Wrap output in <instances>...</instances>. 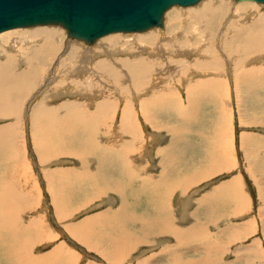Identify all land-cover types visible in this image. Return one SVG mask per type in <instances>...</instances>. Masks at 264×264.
<instances>
[{
	"label": "bare ground",
	"instance_id": "obj_1",
	"mask_svg": "<svg viewBox=\"0 0 264 264\" xmlns=\"http://www.w3.org/2000/svg\"><path fill=\"white\" fill-rule=\"evenodd\" d=\"M184 10H186L184 13L188 18V21L185 23L179 21V15L181 13L172 14L169 13L168 10L164 13L162 12L163 28H157L158 25L161 24L160 22L158 25L155 24L157 27L152 28L151 26V28H147V30L142 31L140 34L134 35L133 39L130 35H126L123 40H121L120 37L115 40L116 37H118L117 35L106 34L96 39V43L98 42L97 44H99L98 47L96 46L97 44L95 45L92 43L93 41L88 44L84 40H75L76 38L67 37L65 29L60 26L52 25L53 23H47V25L34 24L39 26L31 25V27H16L21 31H27L34 35L30 37L33 42L24 33L25 36L19 34L20 32H15L14 27L13 29L9 28L0 32L2 36L0 37V121L7 120L5 123L0 124V168L3 166V161H7V158H11L13 161L10 167L13 168V172L15 161L18 157V152L15 147L16 138L20 136V134L22 135V133L23 135L26 134V126L29 127L30 136L33 140L34 148H36L39 154L40 163L44 164L64 154H68L74 158L77 157V159L81 161H84L86 157H95V170L92 175L87 172L86 166H84L83 169L71 166L68 168V171L72 173L69 177L80 180L83 182L82 185L68 184L66 180L69 177H61L58 168L52 171L45 169L44 175L47 176L51 174L50 179L52 182H50V186H52L55 181L52 175L54 177L56 175V180L60 182L58 188L60 187V189H63L67 186L71 187L72 191L68 192V195L72 193L70 197H60L61 199L65 198L66 203L68 199L73 200V198L78 201H88L89 198L94 197L96 194L100 195L110 190L121 194V197L118 195L119 201L115 208L113 206V200L115 202V199L111 197L113 200H110V204L107 205L105 210L88 216L80 221L71 222L69 226V229H72L75 234L72 236L79 237V241L84 243L86 247L92 248V250L95 252L98 251L101 254L108 253L112 255L114 260H118L122 257L124 253L123 247L126 245L127 238L129 237V235L127 236L126 230L128 226L132 225L136 220H139L140 223H144V227L142 229H135L131 226L133 237H135V234H150L151 232L148 231L151 227H148V223L153 222H155V228L151 230L152 232L154 230L159 231V233L168 232L173 234L181 243H185L183 240L187 242V237H194L197 239L199 235L198 232L204 229L202 224H191V226L183 229H178L170 224V213L165 209V205L163 204L165 202L162 200V203L161 199L176 188H180V191H184L185 193L189 184L196 183V177L206 178L219 172V170L221 171L224 159L220 161L215 159L212 152L205 153L206 157H196L194 158V163L204 159H209L211 163L207 168L203 166L199 167L193 174L189 171L190 174L184 176L183 179L182 176H180L182 169L180 167L176 169L178 165L181 164L180 159L183 164H185L188 162V156L186 155L189 150H191L188 154L190 157L192 153L199 152H195L196 149L190 148V141L185 143L188 146L187 148H181L174 141H179L176 138L177 130L169 125V123H183L188 121L191 116L197 118V114L193 113L192 109L200 106L201 102L205 103L212 101L215 105L220 104L221 91L219 92L217 90L219 86H221L222 90L225 92H229L230 89L231 91L233 90L237 100H240L242 91L248 93L253 89H260V92L264 93V10L262 11L258 2L243 0L239 3H232L230 0H215L213 3L212 0H200L195 5ZM13 32L18 34L15 35L14 33L13 35L15 36L11 35L9 37ZM172 34L173 36L166 41V45L177 48V54L182 53L188 48V51L191 54L196 53V56L192 54L193 61L191 63L178 61L167 71L160 73V66H157L153 54L144 57V52H159L160 57L167 52L170 54L174 53L173 49H164L160 46H154ZM198 36H201L200 39L203 40V42L208 43L210 40H212V42L209 44H200L198 43ZM8 37L9 41L12 43L10 45L7 44ZM190 40H193V42H190ZM188 41L190 46L179 48V45L183 46L187 44ZM56 42L66 43L65 47L67 52L63 57L59 58L58 64H61V66L58 68V71L66 77H70V82L67 86H63V89L60 87V91L62 90L61 92H56V90H54L56 92L54 93L50 91L49 88V84L53 80L51 73L54 70V66L49 63V61L56 54L51 52L52 43L56 44ZM28 45H30V47H27ZM93 45L96 47L94 48ZM216 49L221 51V55L212 56L210 59L209 55L215 53ZM125 52H129V55L137 53L138 55L126 62L122 59ZM108 59L110 61L116 59V62H107ZM21 64H23L24 67L18 68V65ZM176 69L178 71L181 70V72H178L179 83L177 84L173 81L170 85L174 88L175 86L182 87L186 97L191 100L190 104L175 105L170 111H162L159 109L150 111L149 108L135 109V107H132L128 94V85L131 80L139 81L150 91L171 89V86L168 85L169 87L167 88V85H165L168 77L165 79L161 76L164 77L165 74L171 77L175 76ZM43 81L45 86L39 88L36 93H33L36 89H34V87H38ZM97 81H102L105 85L104 89L109 90L117 99H113L109 94L106 95L108 93L106 91L107 93L105 92L106 94L103 96V99L95 101L94 99L98 96L97 94L99 91H102L92 86V83ZM162 83L163 85H161ZM63 84L64 82L61 81L60 85ZM77 85L83 90L88 91H83L85 93L82 92L80 95L89 100V105L91 107L94 106L91 111L84 110L87 108L85 104L86 101L84 102L79 99L75 100V98L74 100L61 101L56 105L52 104V101L56 102L61 99L63 95H77V91H71V87H76ZM36 94H38L37 98H39V100L32 103L31 99ZM248 97L246 101L250 106L257 107L259 105H264V100L260 97L255 102H251L250 97ZM134 100L137 103L138 99L136 96H133L132 102ZM168 103V100L164 102V104ZM238 104H241V100ZM242 106L243 109L247 107L245 103ZM187 109L190 111H187ZM218 112L214 110L210 113L212 114V118L210 119L211 132L208 138L212 143V150L214 149L213 144L216 142L213 138V132L216 128L215 125L216 123H221V121H214L213 119V116L217 117L221 115L220 112ZM249 112L252 114V123H260L264 119V115L255 114L257 112L254 110ZM141 115L143 120H146L151 127L157 130L167 125L168 128H165V131H169L168 133H170L173 138H171L172 140H170L169 143V149H171L172 152L165 153L162 149L155 147L154 149L156 152L160 156L170 155L172 153H177L175 156H178L176 160H170L167 157H163L164 160H159L160 172L157 175V179L153 178L154 180L149 178L148 175L143 176L140 172L133 169V160L129 158V151H133L134 148L138 150V144L140 142L137 143V141L141 140L138 128L134 124V121ZM205 118L209 120V117L205 116ZM107 121L112 125L116 124L117 130L106 132L102 129L99 131L102 133V138L98 139L96 134L99 132H96V127H100L99 125L104 126L103 124ZM262 122L264 123V121ZM228 126L230 127V125ZM229 127L228 130H226L228 133L229 130L232 131V126L231 128ZM15 133L16 136L13 137ZM232 134L231 132V136ZM108 135L112 138L109 143L110 145L106 141ZM248 136L249 135L245 133L241 134L240 137L243 143L244 139L250 140ZM257 137L256 135H252L253 139L250 141H258L257 144L260 143V137L259 140H257ZM261 142V147L254 145L255 147L251 150L255 152L258 149L264 148V141ZM23 146H25V144H23ZM20 147L22 148V146ZM215 150H217V148ZM200 153L202 154V152ZM262 159L264 160V156L261 159H259V157L251 159L255 165H258L257 169L261 171L260 165ZM84 164L86 163L83 162L82 165ZM167 173H170L168 177ZM111 174L113 176H111ZM0 179H2L1 175ZM93 182H98L101 185H94L92 184ZM236 182V179L230 181V183L227 182L222 185L221 190H215L218 188L217 186L210 192L209 197L212 195L214 196L211 197L214 203L219 202L220 204H217L221 205L219 209L220 214H217L213 210L215 216L218 215L219 217L225 215V213L227 215H232L234 213L233 209L237 211L239 207H241V209L243 208L240 201L243 196L240 189L238 190L237 187H239V185L236 184ZM10 185L11 184L5 187L3 181L0 180V254L4 255L6 253L7 255H4V257L9 259L10 264H38L42 261L46 262L45 256L52 252H58L60 256L68 258L70 252L64 251L62 246H58L57 250L53 249L52 252L41 253L38 256H34L32 251H29V256L27 255L25 243L29 241L20 236L21 233H26L27 230L25 231L19 228L15 218L18 212V206L20 207V202H23L24 198L22 197L17 203L15 191ZM126 190L130 192V195L133 193L137 197L144 195L145 202L150 201L155 206L151 207L149 210L142 209L140 211L134 207H127V205L132 204V200L124 193ZM260 191V196L264 199V187L260 189ZM212 200H210V202ZM78 201L76 202L78 203ZM213 201L211 203H213ZM188 202L189 204H187ZM57 203H55V205ZM187 203V205H190V200H188ZM199 206H201V204ZM76 209L77 208L74 210ZM206 209L208 210L202 213L203 217L208 218L207 221L213 222L214 217L210 218L209 215L210 208L206 207ZM66 210V206H56V216L59 220L66 216L64 215ZM3 215H9V218ZM107 219L113 221L107 223L105 228L110 232L116 231L117 233L114 234L115 238L111 236L110 240H108L107 235L97 236L99 233H102L101 227L104 226V221ZM156 220L159 221L157 222ZM43 221L44 220H42V222ZM40 228L43 229L42 227ZM236 228L238 229V227ZM31 229V231H33L34 228ZM237 229H230L231 232H229L228 235L233 239H238L239 236H242L241 234L244 233L242 230ZM35 233L36 231L34 234ZM37 235L39 236V234H36V236ZM27 236H29L28 233ZM33 236L36 237L35 235ZM40 236H42V234ZM46 237L41 238L45 239ZM46 243H48V241H46ZM206 243H202L204 244L202 246L207 255V252H209V254H215L217 251L219 252L223 249L217 245L215 246L216 243L214 242L209 243L207 241ZM105 245L109 247V250L105 248ZM101 246L103 248H100ZM205 247L208 248L207 252L206 249H204ZM101 249H105V252H102L103 250L101 251ZM250 252L253 253V250L251 249ZM252 253L251 255L253 256ZM71 257L74 256L71 255ZM207 262L206 260L203 264H209ZM72 264H74V262ZM210 264L233 263L231 261L218 263L215 260ZM246 264L257 263L250 261L249 258V263Z\"/></svg>",
	"mask_w": 264,
	"mask_h": 264
},
{
	"label": "rangeland",
	"instance_id": "obj_2",
	"mask_svg": "<svg viewBox=\"0 0 264 264\" xmlns=\"http://www.w3.org/2000/svg\"><path fill=\"white\" fill-rule=\"evenodd\" d=\"M212 1L213 3L215 2V0H212ZM230 1L232 3H239L240 1H243V0H230ZM197 2L190 4V5H184V6L173 4V5L168 6L163 11V13L168 10H169V13H172V14L181 13L179 15V18L180 19L182 18V19L181 20L179 19V21L185 23L188 21V18L186 17V14L184 13L186 12V10L184 9H187L188 7L195 5ZM258 4L263 11L264 3L258 2ZM163 13L161 15L162 18L160 17V21H159V23L161 22V24L158 25L159 24L158 23L156 24L158 25V27L154 25L152 26V28H155V27L163 28L162 26L163 25L162 24ZM183 23L181 24L184 25ZM45 25H47V23H45ZM52 25L63 27L66 31L67 37H70V38L72 37L74 39L76 38L75 40H78V39L81 41L84 40L88 44L89 42L93 41L92 43L96 45L98 43V42L96 43V39L101 38L106 35L104 34L91 41H87L85 39L69 35L67 29L61 24L53 23ZM28 26L31 27V25H28ZM32 26H39V25L33 24ZM18 27H27V26H18ZM14 28H15L14 29L15 32H20L19 34H22L23 36L26 35L29 38L34 36L28 33L27 31H21L19 28H16V27ZM149 28H151V26L148 27V29ZM145 30H147V28L143 30H139V31H126V32L125 31H114V32H109L107 34L117 35L118 37H116L115 40H117L119 37L121 38V40H123L126 37V35H130L131 38L133 39L134 35L140 34L142 31H145ZM15 32L11 33L9 37L13 35ZM16 34L18 33H15V35ZM172 36L173 34L169 36L168 38L163 39L162 41H160L154 46H160L161 48H164V49H173L174 53L170 54L169 52H167V53H164L162 57H160L159 52H154V51L144 52V57L148 56L149 54H153L156 60L157 66H160V71H159L160 73L167 71L169 68L174 66L178 61H184V62L191 63L193 61L192 54L196 56L195 55L196 53L191 54L188 51V48H186L187 46H190L189 41L187 44H184L183 46L179 45V48H186V49L182 53H178V54L176 51L177 48L166 45V41ZM0 37L2 36L0 35ZM9 37H8L7 44L10 45L12 43L9 41ZM198 37H199L198 43L200 44L207 43V42H203V40L200 39L201 36H198ZM31 41L33 42L32 39ZM190 42H193V40H190ZM211 42L212 40H210V42H208L207 44ZM0 44H1V39H0ZM65 45H66L65 42L64 43L56 42V44L52 43L51 52L56 53V54L49 61V63H51L54 66V70L51 73L53 76V80L50 82L49 88H50V91L54 93L58 91L61 92L62 90L60 91V87L63 89V86H67L70 82V77L68 76L66 77L61 72L58 71V68L61 66V64H58L59 58L63 57L65 53L67 52ZM95 45H93L94 48L96 46L98 47L99 44H97L96 46ZM27 47H30V45H28ZM216 52L209 55L210 59L212 56L214 57L215 55H221L220 50L216 49ZM136 55H138V53L129 55V52H125L122 59L128 62L130 61L132 57H135ZM52 60H53V63H52ZM109 61L110 60L108 59L107 62ZM110 62L114 63L116 62V59ZM23 67H24L23 64L18 65V68H23ZM175 72H176L175 76H172L174 79L170 75H167V74H165L164 77L161 76L162 78H165V79L168 77L166 79L167 82H165V85H167L166 86L167 88L171 86L170 84L173 81L177 84L179 83L178 72H181V70L178 71L176 69ZM60 80L64 82L63 85H60V82H61ZM65 80H66V83H65ZM161 85H163V83ZM43 86H45L44 81L40 83L38 87H34V89L35 88L36 89L35 90L33 89L34 90L33 93H36V91H38V89ZM92 86L96 88L97 90H102V91H99V93L97 94L98 96L96 97V99H94L95 101H98V100L100 101V99H103V96H105L107 92L108 93L106 95L109 94V96L112 97L113 99H117V97L116 96L114 97L109 90L104 89L105 85L102 81L93 82ZM71 89H72L71 91L73 90L77 91L76 93H78L77 94L78 96L77 95H70V96L63 95L62 98L57 100L56 102L52 101V104L56 105L60 103L61 101L74 100L75 98V100L79 99L84 102L86 101L85 104L87 105V108H85L84 110L91 111L92 107L94 106L91 107L89 105V100L86 97H83L80 95V93H82L83 91L85 92H88V91L83 90L78 85L76 87L72 86ZM54 90H56V92ZM217 90L219 92L221 91L220 92L221 97L219 100L220 104L215 105L213 104L212 101L205 102V103L201 102L200 106L194 109L191 108L193 110L192 112L197 114V118H194L191 116L188 121H185L183 123H175V122L169 123V125H171L173 128L177 130L176 138L179 141H176V140L174 141L181 148H187L188 146L185 143L187 141H190V144H191L190 148H194V150L196 149L195 152L197 151L199 152V153H192L190 157L188 154L191 150H189L186 155L188 156L187 157L188 162L185 164H183L182 160L180 159L181 164L178 165L176 169H179V167L182 169L180 176H182L183 179H184V176H187L188 174H190V172L191 174H193L194 171L199 169V167L203 166L204 168H207L208 165L211 163L209 159H204L200 162L194 163V158L196 157H201V156L206 157L205 153L212 152L214 154L215 159L219 161L221 159H224L222 163L223 168L221 167V171L219 170V172H216L215 174L210 175L206 178L196 177L197 179L196 183L189 184V186L185 190V193L184 191L181 192L180 188H176L175 190L174 189L171 190L169 194H166L161 199V202L162 200H164L163 202H165V203L162 202L165 205V209H167L168 213H170V219H171V220L169 219L170 224L174 225L178 229H183L185 227L187 228L188 226H191V224L192 225L202 224L204 229H202V231L200 230L201 232H198L199 235L197 239L194 237L193 238L187 237L189 239V240L187 239V242L190 244L189 245L186 242V240H183L185 241V243H181L175 238L173 234H170L168 232L159 233V231L157 230H154L152 232L151 230L155 228V222H153V223H148V227H151L148 231V232H151L149 234L148 242H146V240L140 241L142 239L141 237L142 233L139 235L135 234V237H133L131 226L135 229H142L144 227V223H140L139 220L138 221L136 220L133 222L132 225L128 226L126 230L127 236L129 235V237L127 238L126 245L123 247L124 253L120 259L114 260L112 258V255L108 253L101 254L98 251L95 252L94 250H92V248L90 249L89 247H86L84 243L79 241V237L72 236L75 234L72 229H69L70 223L80 221L88 216H91L98 212H102L103 210L107 208V205L110 204V200H113L111 197L115 199V202L113 200V206L115 208L119 201V196L121 197V194H118L110 190L108 192L101 193L100 195L96 194L94 197L89 198L88 201L86 200L78 201L73 198V200L68 199L66 203V199L64 198L65 199L64 200L63 198L61 199L60 197L62 196L70 197L72 193L68 195V192L72 191L71 187L67 186L63 189H60V187L58 188V186H60V182L56 180L57 178L56 175H55L56 178L52 175V178L56 182L54 181L53 185L50 186L51 185L50 182H52L50 179L51 174H48L47 176L44 175L46 171L45 169L52 171L53 169L58 168L60 170V176L63 178H67L72 175V173L68 171L69 166L74 167V168L79 167L81 169H83L84 166H86L88 170L87 172L90 175H92V173L95 170V163H96L95 157H86L85 158L86 160L84 159V161H81V160H78L77 157L74 158L68 154L67 155L64 154L54 159H51L49 162H46L44 164L40 163L39 154L37 153L36 148H34L35 146L33 145V140L30 136L29 127L26 126V134L23 135L22 133V135L20 134V136L16 138L15 147L18 152V157H17V160L15 161L14 170L12 172L13 168L10 167V164L13 161V159L7 158V161H3V166L0 168V175L2 177V179L0 180L3 181V184L5 187L11 184L10 187L12 186L11 188H13L15 191V194L17 197V203L22 197L24 198V201L20 202V207L18 206V212L15 218L17 221V226L19 228L24 229L25 231L26 230L29 231V232L26 231V233L20 234V236H22L24 239L29 241L28 243H25V247H26L25 251L27 252V255L29 256L30 255L29 251H32L34 256H38L41 253L52 252L53 249L57 250L58 246H62L64 248V251H68L71 253V254L69 253L68 258L60 256L58 252L56 253L52 252L51 254H47L45 256V259L47 260L46 262L42 261L38 264H43V263L44 264L45 263L46 264H49V263L50 264H59V263L60 264H64V263L72 264L73 262L74 264H80V263L82 264L84 263L85 264L86 263H90V264H141L144 261H141L140 259L142 258L140 251L144 249L148 251V262L145 261L146 264H194V263L203 264L206 260L208 261L207 263L209 264L215 260L218 263H221V262L225 263V261H231L233 264H241V263L246 264V263H249V258H250V261H253L257 264H264V199L260 196L261 195L260 189L264 187V174H263L264 160L263 159L261 160V165H260V168L262 169L263 172L260 169L258 170L257 169L258 165L257 164L255 165L253 161L251 160L254 157L256 158L259 157V159H261L264 156V148L258 149L255 152L251 150L255 146L261 147L262 145L261 141H264V123L262 122L264 121V119L260 123H252L251 122L252 114L249 112L251 110H254L257 112L255 114L264 115V105L253 107V106H250L246 101L248 96L250 97L251 102H255L257 99H259V97L264 100V93L260 92V89H253L251 90V92H248V93L242 91L241 98H240L241 104H238L240 100H237V98L235 97V92L233 90L231 91L230 89L229 92L227 91L225 92L224 90H222L221 86H219ZM128 94H129V99L131 100L132 107H135V109L137 108L148 109L149 108L150 111H156L158 109L162 111H170L171 108L175 105H180V104L188 105L191 103V100H189L186 97L184 90H182V87H179V86L177 87L175 86V88L172 87L171 89L168 88L165 90L163 89L159 91H150V90H147L139 81L131 80V82L128 85ZM133 96L137 97L138 99L137 103L135 100L132 102ZM37 97H38V94H36L31 99V102L34 103L38 101L39 98ZM166 100L169 101L168 104H164ZM244 103L247 107L243 109L242 105H244ZM214 110H217V112L219 111L221 114V115H218L217 117L213 116L214 121H221V123H216L215 125L216 128L213 132V138L215 139L216 142L215 144H213L214 149L212 150L211 149L212 143L209 140L208 136L210 135V132H211L210 131V128H211L210 119L212 118L211 116L212 114L210 113L213 112ZM187 111H190V110L187 109ZM205 116L209 117V120L206 119ZM225 119H228V120H225ZM6 121L7 120L0 121V124L5 123ZM134 124L138 128L139 137L141 138V140L137 141V143L140 142L138 144V150L134 148L133 151H129V158H132L133 160L132 168L140 172L141 175L143 176L148 175V177L151 178L152 180L157 179V175L160 172L159 160H164L163 157H167L170 160H176L178 156H175L177 153L160 156L154 148L156 147V148L162 149V151H165V153L172 152L171 149H169V143H170V140H172L173 138L171 137V134L168 133L169 131H165L166 130L165 128H168L167 125L157 130L151 127V125L148 124L146 120H143L142 115L136 121H134ZM103 125L104 126L99 125L100 127H96V132H99L102 129L103 131L105 130L106 132L117 130V127H116L117 125L116 124L112 125L108 121L105 122ZM154 125H155V122H154ZM228 125H230V127ZM231 126H232V131L229 130V133L228 131L226 132V130H228V127L231 128ZM231 132L233 133L232 136H231ZM242 133L249 135L248 137L250 138V140L253 139L252 135L258 136L257 140H259V137H260V143L257 144L258 141L253 142L247 139H244V143H243V140H241V137H240ZM96 135L98 136V139L102 138L101 132H99ZM15 136H16V133L14 134L13 137ZM111 140L112 138L108 135L106 137L107 143L109 144ZM23 144H25V146H23ZM20 146H22V148ZM216 148L217 150H215ZM200 152H202V154ZM83 162L86 164L82 165ZM169 174L170 173H167V177ZM111 176L113 175L111 174ZM175 178L182 179L179 177H175ZM235 179L237 180L236 184L239 185V187L237 188L238 190L240 189V192L243 196L242 199L240 200L243 208L241 209V207H239L237 211L233 209L234 213L232 215L231 214L227 215L225 213V215H221L219 217L218 215L215 216L214 215L215 213L213 212L215 211L217 214H220L219 209L221 205H219L220 204L219 202H217L219 204L214 203V201L211 198L214 196L212 195L211 197H209L210 192H212L213 188L215 189L217 186L218 188H216L215 190L217 189L221 190L223 184L227 182L230 183V181H234ZM66 181L70 185H82L83 184V182H81L80 180L74 179V177H69L67 178ZM58 182H59V185H58ZM98 182L96 183L93 182L92 184L101 185L99 184L101 182L99 183ZM124 193L129 196L128 198H130V200H132V204L127 205V207H132V208L134 207L138 211H140L142 209L149 210L151 207L155 206L150 201L145 202L144 197H143L144 195L143 196L140 195L139 197H137L133 193H131L130 195V192L128 190L124 191ZM188 200H190L191 202L190 205H187L189 204V202L187 203ZM210 200H212L213 203H211L212 201L210 202ZM76 201H78V203ZM55 203L57 204L55 205ZM200 204L201 206H199ZM60 205L61 207L66 206L67 208V210L64 212V215L66 216L61 220H59L56 216V206H60ZM206 207L210 208L209 215H210V218L214 217L213 222L207 221L208 218H204L202 215V213H205L208 210L206 209ZM75 208L77 209L74 210ZM9 215H3V216H6V218H9ZM1 219L3 220L2 217ZM42 220H44L45 222L44 221L42 222ZM111 221L113 220L107 219L104 221V226L101 227L102 233H99L97 236L107 235L108 240L111 239V236L115 238L114 234H117L116 231L110 232L105 228V225ZM235 226L238 227V229ZM30 227L34 228L33 231H31L32 229ZM40 227H42L45 230L41 229ZM230 229L242 230L244 234H241L242 236H239L238 239H233L232 237H230V235H228L229 232H231ZM35 231L36 233L34 234ZM30 232H33V233H30ZM27 233L29 234V236H27ZM36 234H39V236L42 234V236H40L39 238V236L38 235L36 236ZM33 235H35L36 237H34ZM41 237L42 238L46 237V238L42 239ZM45 240L48 241V243H46ZM137 241L138 242L140 241V242L138 243ZM207 241L209 243L214 242L216 243L215 246L217 245L218 247H221L225 250L222 249L223 250V251L221 250L222 252L217 251L215 254L214 253L209 254V252H207L208 248L205 247L204 249H206V252L208 253L207 255L205 254V251L203 250V246H202ZM132 248L134 249L130 251ZM251 249L253 250V253L250 252ZM163 251H164V258L162 259L161 255ZM73 253L76 255H74ZM251 253L253 254V256L251 255ZM181 254L183 255V258L179 260L181 263H179V261H176L175 263L171 262L172 257L174 255L179 256ZM2 255L3 254H0V264H10L9 259L4 257V255H7V254L5 253L3 257ZM71 255H73L74 257H71ZM143 255H146V254H143Z\"/></svg>",
	"mask_w": 264,
	"mask_h": 264
},
{
	"label": "water",
	"instance_id": "obj_3",
	"mask_svg": "<svg viewBox=\"0 0 264 264\" xmlns=\"http://www.w3.org/2000/svg\"><path fill=\"white\" fill-rule=\"evenodd\" d=\"M197 0H0V31L58 23L91 41L113 31H139L159 23L168 6ZM262 2L264 0H251Z\"/></svg>",
	"mask_w": 264,
	"mask_h": 264
},
{
	"label": "crops",
	"instance_id": "obj_4",
	"mask_svg": "<svg viewBox=\"0 0 264 264\" xmlns=\"http://www.w3.org/2000/svg\"><path fill=\"white\" fill-rule=\"evenodd\" d=\"M141 237H142V239L140 240V241H143V240H146V242H148V239H149V234L147 233V234H141ZM139 241V242H140ZM138 242V243H139ZM106 247V249H108L109 250V247H107V245H105ZM136 246V245H135ZM135 246H134V248H135ZM100 248H103L102 246L100 247ZM134 248H132L130 251H132ZM103 249H101V251H102ZM135 251V250H134ZM102 252H105V249L102 251ZM110 252V251H109ZM140 253H141V257L142 258H140L141 259V261H144L143 263H141V264H146L145 263V261L146 262H148V251H146V250H142V251H140ZM143 254H146V255H143ZM176 257V258H175ZM145 260H144V259ZM161 258L163 259L164 258V251L162 252V255H161ZM181 258H183V255L181 256V255H179V256H176V255H174L173 257H172V261L171 262H173V263H175L176 261H179ZM179 263H181L180 261H179Z\"/></svg>",
	"mask_w": 264,
	"mask_h": 264
}]
</instances>
